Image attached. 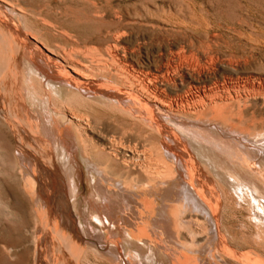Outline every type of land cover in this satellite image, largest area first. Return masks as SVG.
I'll return each mask as SVG.
<instances>
[{"label":"bare ground","instance_id":"1","mask_svg":"<svg viewBox=\"0 0 264 264\" xmlns=\"http://www.w3.org/2000/svg\"><path fill=\"white\" fill-rule=\"evenodd\" d=\"M161 2H164V1H161ZM179 2L177 3L178 5H180L179 7H181V4H179ZM141 3L143 2L141 1ZM148 4H150V2H148ZM142 5H144V3ZM152 5H154V3ZM178 5H176L177 8H178ZM133 6L135 7V5ZM151 6H150V9H151ZM185 6L187 7V5ZM145 7L146 6H144V9H146ZM163 7H165V5H163ZM157 8H160V7H157ZM161 8H160L161 11H158L157 16H159V12L161 13L163 11L162 10L163 8L162 9ZM107 10L108 9H106V12L109 11ZM123 10H120V12ZM147 10H149V8ZM153 10L154 9H152V11ZM173 10L175 11V8L171 10L172 13H173ZM178 10H181V9H178ZM181 11L183 12L184 10H181ZM188 11H189V8L188 10L184 11L186 13H183V15L184 14L188 15L187 13ZM202 11L204 13H208L206 12L207 10L204 11L203 9ZM16 12L18 11L16 10ZM150 12L151 10L148 11V13ZM12 13H14L13 10H12ZM136 13H134L135 16H136ZM96 14H99V16L102 15L97 12ZM105 14L107 15L108 13H105ZM116 14L119 15L120 18L123 17L122 15H125V13L121 14L122 16L121 17L119 14V10L116 12ZM116 14L114 13V15ZM150 14H153V12H151ZM178 15H177V19H178ZM183 15L181 14V17ZM112 16L108 18H112ZM148 16H147V19L149 18ZM169 16L167 15V18ZM129 17L130 16H128V18ZM159 17L161 18V16ZM196 17L193 16L195 20H197ZM139 18L141 17H138V19ZM150 18L148 20H150ZM171 18L169 20H172ZM133 19L131 20L133 21ZM147 19H144V22L145 20L148 21ZM2 20L3 22L0 23V97H1L0 99V140L4 142H9L11 138L10 136L14 138L18 146L17 151H16L18 155L17 157L21 160V162H25L33 158L32 154L29 153L26 148V142L29 141V139L37 145L41 144L46 147L45 148L46 152L44 151L46 154H44L43 156L47 158V161L49 160L53 164V168L48 173V176L51 180V183L49 184L50 186L48 185L49 187H47L46 185L45 187L43 185L44 187L43 192H46L47 194H49L48 199H50L51 204L56 211L55 214H57L58 218L63 222V227L62 228L58 227V229H61L60 231L59 230L57 231V226H56V232L58 234H61L63 238L65 237L67 248H68V250L66 251H69V253L72 251L75 252L77 249L82 248L83 244L89 240L90 242L94 243L93 247L95 246L96 250L93 249V251L95 250L99 256L103 257V259L105 258V256H107L108 258V255L106 253H103L104 250L107 249V246L99 240L98 242L91 240L92 238L98 239L100 236V232H96L93 229V228H96V226L94 225V223H96L101 226L100 228L101 230H103V228H108L107 230H109L110 232L114 234L129 235L133 240H138V241L143 242L142 244L146 245L149 250L148 251L149 257L145 259L146 261L141 262L143 264L144 262L147 263L148 261L156 262V260H158V258L160 259L161 258L160 256L163 254L166 260H169L171 264H194V262L192 261V259H194L193 256H192L193 258H191V256H187V253H185V255H183L182 257H179L177 255L178 254L177 251H179L178 247L180 246H176L173 248V247H169L171 244L168 246L164 245V243L160 244L162 241L159 240L160 243L157 242L155 240L157 238L153 239L154 236H151V235L153 234L156 236L158 235L166 236V233H165L166 231H163L160 229V222H162L160 220H164L165 222H167V224L170 225V227H172L170 231L174 228V229H178L177 231L181 229V232H182V230L184 229L183 227L189 226L188 224H197V228L195 225L196 230L194 229L195 231H191L192 232L191 234L187 233L188 231L185 232L187 233V235L190 234L189 236L191 237L193 236L192 234L194 233H196L195 235H198V234L200 235L201 230L200 228H198V225L200 226L201 223L205 222L204 223V226H205V224L207 225L206 222L208 221L210 225L214 227V231L212 229V233L215 235V237L221 238L220 229L224 231V229L227 227L221 228L223 225L221 226L222 215H220V210L223 209L222 207H225L226 205L228 206L229 204L228 202H231L238 209L242 208L245 211V213L247 214V221H248L247 225L243 224V222H240V223H242L241 224L242 228H249V229H247V231H244L245 233H238L236 236L237 239L236 240L234 239L235 243L233 244H230L231 242L229 240H231V238L228 239L227 241H224V240L222 242L220 241L221 242L220 248H222V253H220L221 256L217 254L219 253L217 251H219L220 248L218 250L217 246L215 247L217 249L216 254L220 258V263L218 264H264V131L263 130L259 131L256 128L255 123L259 119L257 120L254 119L256 122H254L253 119L252 121L249 120V122L245 121V119L247 118V117L245 118V115L248 113V108L251 107V105H256V107H259V108L261 107L257 105H261L264 108V99L261 98L264 95V93H261L263 95H261L260 97L261 99L258 100L255 97L251 99L249 95L244 94L245 92L244 93L242 92V89L257 90L258 88L255 84L251 82L252 80L249 81L248 79L247 81L242 82L241 79L237 76L239 74L237 72L236 67H239L241 64L239 66H236L237 64H235L234 61H233L234 63L231 62V59L229 61L228 58H227V62L225 60L223 61L222 60L223 56L221 58L220 55L218 54L219 52L222 53L221 52L222 50L217 53L215 50L209 47L210 46L209 44L208 46H204L202 44L203 45L202 46L201 43L197 41V43L201 46L200 48H194L195 45L193 46V43H195V41L191 45V44H188L189 42H186L187 41L186 39L188 37H185L182 39L179 37L184 34L182 31H179L177 33L174 32L175 40L171 43H168V44L166 43L167 45L165 46L164 44L163 46L159 45L158 47L156 48L153 47V49H149L147 51L142 49L140 46H137V47L133 46L132 48H129L127 47V45L126 46L124 45L125 43L121 44L120 42L121 37H123V33L126 32V29H125V31L123 30L124 32L122 33V36L119 35L118 39L114 41L113 45L109 46V44L113 43V41H111L108 44L106 40H104L109 46L108 47L106 45L108 48L107 51L105 50L103 52L105 47L99 45L100 47H102V49H99L98 47L100 52L101 50L103 53L107 52L106 53L107 58L106 56L104 57L107 60L104 59L103 61L105 62L101 64L100 60L103 59V55H104V54L101 55L102 54L101 52V54H99L101 56L98 57L99 60L96 61L97 63L95 62L96 64L95 63L92 65L90 64L91 67H89L87 65L88 63L80 64L81 62L80 63L77 62L75 60L76 58H74V60L72 59V57L70 58L67 52H66L67 55H64L65 57H60V54H59L60 52H58L59 54L58 56L57 54L54 53V51H51L48 49L49 47L48 44H47L48 45L47 48L44 46L43 48L46 49V52L50 53L51 55L55 57H60V60L54 57H51L47 55L46 53H43L42 52L43 50L42 49L40 50L39 48L40 46L37 47V44L35 45L34 43H31L32 42L31 40H30L31 42L29 41V37L27 38L28 35L26 36L24 34V36H26L25 41H21L17 36L14 37L11 34L12 32L10 33L9 31L11 27L10 24L12 23L4 22V19ZM7 20L9 21L10 19H8L7 17ZM112 20L114 19L112 18ZM199 20H201V18ZM199 20L198 22L202 23ZM202 20H204L203 16H202ZM136 21L138 20L136 19ZM165 21L166 23H168L166 18L163 22ZM186 21L187 20H185V22ZM100 22L101 24H103L102 21ZM192 22L191 24H193ZM124 23H126V21ZM127 23L129 25V22ZM205 23L203 25H205ZM46 25L47 23L44 25L45 27L43 25L42 27L46 29V27L48 26ZM111 25L113 26L114 24H111ZM133 25H135V23ZM136 25H138V22ZM157 25L158 23L155 26ZM214 25L216 26L217 24H214ZM112 26H108V27H112ZM142 26H141V29H142ZM115 27L112 29L115 30L116 29ZM152 27L150 28L151 30H152ZM216 27L217 29L219 28L218 26ZM123 28H125V26ZM154 28L156 29V27ZM199 28L200 27H198V29ZM26 29L28 28H25V30ZM29 29L32 30V28H29ZM40 29L43 30L42 28ZM18 30L20 31V29ZM120 30H122V27ZM172 30H174V28ZM40 31L39 33H41ZM29 32L31 33V31ZM29 32L28 34H30ZM35 32L38 33L37 28ZM111 33L109 34L110 36H111ZM127 33L124 35L125 36L128 35ZM211 33L212 32H210L209 34ZM115 34L117 35V32ZM156 34H158V32ZM109 35L107 37H109ZM205 35L202 34V36L206 38L208 36V33L206 36ZM21 36H22V33H21ZM24 36H22L21 39ZM164 36H167V35H164ZM34 37L35 36L33 35L32 39H35L36 42H38V40L36 39L37 36L35 38ZM98 38L100 39V37ZM110 38L112 39V37H109V39ZM104 39H107V38L105 37ZM140 39H141V36L139 40ZM207 40L208 39L206 38L205 41ZM199 41H200V38H199ZM144 44L145 42L143 43V45ZM88 45L90 46V44ZM147 45L148 44H146V46ZM84 46L89 47L87 45H84ZM153 46H156V45L154 44ZM59 47L61 48L62 46L60 45ZM65 48L67 49V46ZM90 48L97 49V47H90ZM90 48L88 50H90ZM95 49L92 51V53L99 52L97 50L95 51ZM60 51L62 50L60 49ZM72 51L74 50L72 49ZM79 53L81 52L79 51ZM87 54L89 55V53ZM96 55L99 56L97 53L95 54V56ZM91 56L93 57V54ZM73 57H76V56H73ZM98 58L95 57L94 59L93 58L92 59L97 60ZM89 59H91L90 56H89ZM224 59H226V57ZM232 60H236V59L233 58ZM236 62L238 63V60ZM109 67L113 68L112 71L115 73V75H112V77L114 76L117 77L116 81H114L115 77L113 78V81L109 79L111 78V76H109L110 74H107L108 77L106 74L105 75L103 74L102 72L103 69H105L104 71L106 70L108 71ZM220 68H223L222 71L227 75L223 79L216 76V73L218 72L217 70H219ZM99 71H101V73L98 74ZM100 74H102L103 78L100 76ZM105 76L108 79L107 78L104 79ZM243 78L244 77H242V79ZM211 83H212V86L210 85ZM259 85H262V83H260ZM61 94H64L67 97V100L69 103L68 106H72V104H77V103H81L80 105L86 106V105H83V103L98 102L104 105L103 107H107L113 111L110 113L115 112V113H118L119 115L120 114L126 115L129 118H131L133 121H135V123L137 122L139 125H141L147 131L146 133L147 135L142 136L143 134H145V131L142 130L143 133L142 134H140L141 132L139 133L141 136L139 134L136 135L134 133L135 134V137H134V134L131 135L130 133L131 130L129 132V130H126V128L124 129V126H126L124 124H123L124 126H122L123 129H120L118 132L111 130V129L110 130L105 129L101 131L99 127H95L92 125V123L90 122L91 120L89 121V119L87 118L88 115L87 117L85 116L83 117V116H80L81 114H79V112L78 114H75L77 113L75 112L76 110L74 111L75 113L72 112L73 108L70 109L71 107L70 108H67L66 106L65 107L62 106V108L59 107V105H57V102H62V101H60L59 98L58 99L56 98ZM22 99H24V101L25 99L29 100L31 102L30 105L32 104L33 106H35V108L37 107V110L38 108H40L43 112V116L45 117H43L42 119V118H39L38 116L33 115V113H31L29 110H26L27 108L24 109L23 108L24 106L22 107L24 109L22 112L14 111L12 108H14L19 103L18 101ZM22 104L20 106H22ZM58 104H61V103H58ZM102 105L100 106L102 107ZM8 106L10 108L14 106L11 108L13 111L10 110ZM89 107L90 106L88 105V108ZM31 109L33 110V107ZM74 109H77V108L74 107ZM255 109L256 108L254 106V110ZM256 110H258V108ZM260 110H259V113H260ZM88 113L90 115H93L90 112ZM94 113H97V112H94ZM104 113L105 111L102 112L101 115L103 114L102 116H104ZM110 113L108 114L109 116H110ZM254 114H253V117L255 118ZM94 115L96 116V114ZM105 115L107 117V113ZM122 117H125V116H122ZM116 118L118 119V116H116ZM93 121L95 122V120ZM24 123L29 129L30 135L27 134V131L25 130V127L23 126ZM99 123H100V120H99ZM99 123L97 122L98 126H99ZM114 126L112 127L114 128ZM97 128H99V130ZM258 128L260 129L261 127H258ZM41 130H43L45 137L41 136ZM151 136H152V139L154 138L153 136H156L155 139L157 138L158 140L157 141H153L154 139L151 140L150 139ZM81 148L84 151L83 157L87 158V160L92 161V159L89 157L92 155V152L94 151L98 153L99 155H103L106 158L107 165L105 166V170L101 168L103 169L102 173L108 170V173L110 175L115 176V173L112 167L113 165H116V167L119 168V173L117 174L118 177H120L121 179L129 178L132 182L134 181L136 182V185H134L135 183H131L133 184L131 185L129 184V182L128 183L125 182L124 184H121L123 181L122 180L120 181L121 183L119 182L121 185L119 183H118L119 185H113V184L106 185V183L103 182L104 181L103 174L99 172L97 168V165H99L100 162H97V160L95 159L96 161L94 162L98 163V164L96 163L97 164L95 165L96 167H93V168L91 167L90 169H88L89 171L88 176L93 184L94 191L91 197L89 198L91 199V201H87L89 199L86 200L88 202V205H90L89 202H91V205L89 206L90 212L87 216L85 215L86 217L82 215V211L85 210V208L82 205L76 204V205L71 206V204H69L70 198L72 197L77 198L79 196L80 190H79L78 180L81 179L82 177L81 176L82 167L79 161ZM40 151H42V149ZM101 157H99V159H101ZM104 157L102 158L105 159ZM47 161H45L44 164L47 163ZM106 161H103V162L106 163ZM91 164L92 163L88 165L90 166ZM92 165L94 166V164ZM78 166H80V172L78 171ZM23 168H25V166ZM22 174L24 175L25 173H22ZM110 177L109 179H111ZM118 177L116 178V180H119ZM213 177L219 178L218 180L221 179L223 183L222 182L219 183L218 181L216 182ZM24 178H25V175H24ZM140 180H142V182ZM26 182L30 186L29 190H33V189L35 190L34 180L32 182V180H30L29 178L27 179ZM47 190L52 191L53 193V194L51 193L52 196L50 195V193H48ZM138 190L139 191L142 190L141 193L143 195L146 193H150V192H152L153 194L155 193L156 196L158 193L170 194L171 197L172 196L176 197V200L172 199L173 201H175V203L172 201L174 204L173 203L168 204V202L166 201L167 203H165L162 206L163 208L162 210L164 213L161 212V215H160L159 213H156L157 208L156 206H153V204L155 205V203L153 204L151 203L152 200L151 201L146 200L144 199L145 197L141 199L143 195L141 198L139 195H137V198L130 196L131 194H129V192H135V191L137 192ZM33 192L35 193L36 191H33ZM147 195L146 197H148ZM167 199L169 198L167 197ZM161 200L159 199V201ZM30 201H32L31 198H30ZM162 202L164 203V201ZM33 206H34V203H33ZM84 206H86V204ZM72 207L75 208L76 210L75 214L77 215V218H75L74 213L71 212ZM34 209L36 208L33 207V210ZM225 209H228V208H225ZM233 209L238 210V209H235V207H233ZM159 210H160V207H159ZM39 212L40 211L38 210L39 215L43 214L41 213L42 210L40 213ZM21 213L23 214V212ZM196 213L202 214L203 217L201 216L200 217L206 221L202 220L203 222H201V219ZM225 213H226V210L224 214ZM30 214L32 213H29V216L31 217ZM38 214L36 216H38ZM158 214L160 216H158ZM240 214L238 213V215ZM231 215H233V213ZM235 215L236 214H234V216ZM42 216L43 215H41V217ZM234 216L232 217L235 218ZM47 217H49V215ZM223 217H224L223 219H225L226 216H223ZM242 218H244V216ZM226 219L229 220V218H226ZM23 220L25 219L23 218ZM43 220L44 219L40 218V221H43ZM62 222H60V225ZM225 223L224 225L226 226V224L228 225L229 222L226 224ZM207 226L204 227L205 228L204 230L205 232H207L206 235L208 236ZM131 227H135L136 229L133 231L131 230ZM151 227L153 229L152 231H151ZM189 229H190V226H189ZM229 230L230 228L228 229V232ZM228 232H225L227 233L226 235H229ZM41 233L42 232H40V234ZM3 234H0V256L1 258L3 257L4 259L2 261H5L6 260L5 258H8V260L10 261L9 259L10 257H13V258L15 257L19 261V264H27V261L29 260L28 259L29 254L31 253L32 255L33 253L31 252V249L26 247V245L24 244L25 240H23L24 242H22L20 238L18 237L16 238L14 235H11L10 233L7 235L6 234L3 235ZM181 234H182L181 235L182 237H180L179 235L178 236L179 238L183 239L185 236L183 235V233ZM36 237L37 236H35V242L33 241L34 242L33 251L34 250L39 251L37 250V247L39 249V247H41V244H43V243H40L39 245L38 241H36L37 239ZM40 237L41 236L39 235V238ZM191 237L190 239H192ZM198 237H195V240ZM59 238L61 239L62 237H60L59 235ZM199 238L201 240V235ZM163 239H164V236H163ZM178 240L181 241L180 239ZM193 240L191 243L192 249L195 247V242L198 244V242L200 241L197 239L198 242L197 241L193 242ZM206 240L205 242L210 241V240H207V241ZM176 241H177V236H176ZM228 241L230 243H228ZM41 242H43V240ZM58 242L60 243V240ZM203 242L204 241H202V243ZM55 243L56 242H54V244ZM132 243H135V242H132ZM132 243H131V246H132ZM210 243H212V241ZM197 244L196 246H198ZM89 246L90 245H88L87 248L91 250V248L93 247H89ZM181 246L183 247L184 245L181 243ZM188 247H189V251L192 250L190 246ZM198 249L199 251L201 250V248H198ZM198 249L195 250L196 251L195 254L198 253L197 251ZM17 250L19 252H17ZM185 250L187 249H184V251ZM81 251H84V250H81ZM87 251L89 252V250ZM211 251L208 253H211ZM213 251L215 253V250ZM37 253L38 252H36V254ZM201 254L203 255L204 253H201ZM74 255H76V252L74 253ZM63 256H64L63 257L64 262L62 261L63 262L62 264H71L69 259L66 258L67 255L65 256L63 254ZM77 256H78V251H77ZM84 257L81 258L83 259V261H85L86 259V257L85 259ZM87 257H88V254H87ZM53 258L51 257L50 259L53 260ZM115 258H116V264H123V261L121 260V255H117ZM109 260L111 261V259ZM197 260H198V263L201 262L199 261L200 259H198V257H197ZM105 261L109 262L107 260ZM126 261L124 262V264H133L132 260H126ZM39 262L40 261L37 260V264H41ZM48 262L46 261V263ZM51 262L53 263V261ZM9 263L11 264L12 262H9ZM9 263L7 261V264ZM72 264H73V261H72Z\"/></svg>","mask_w":264,"mask_h":264},{"label":"rangeland","instance_id":"2","mask_svg":"<svg viewBox=\"0 0 264 264\" xmlns=\"http://www.w3.org/2000/svg\"><path fill=\"white\" fill-rule=\"evenodd\" d=\"M141 1L144 3V5H142L143 3H141ZM146 1H147V3H146ZM161 1H164V2H161ZM181 3H180V2ZM184 1V2H183ZM0 0V18H1V20L2 19H4V22H8V23H12V24H10V26L12 27H10V33L15 37V36H17L21 41H25L26 40V36H27V38L29 37V41L31 42V43H34L35 45L37 44V47H39L40 48V50L42 49L43 51V53H46L47 55H49V56H51V57H54V58H56V59H59L60 60V57H65L64 55H67L68 54V56L71 58L72 57V59L74 60V58H76L75 60L77 61V62H81L80 64H87L89 67H91V65L92 64H94L96 61H98L99 60V58L98 57H100L101 55H103V59L102 60H100L101 61V64H103L105 61H103L104 59L105 60H107L106 58H107V52L106 53H103L105 50L107 51V46H108V44L111 42V41H113V43H110L109 44V46L110 45H113L114 44V41L116 40V39H118V37H119V35L120 36H122V33L125 31V29H126V32L125 33H123V37H121V40H120V42H121V44H124L125 46L127 45V47H129V48H132L133 46H135V47H137V46H140L142 49H144L145 51H147V50H149V49H153V47L154 48H156V47H158L159 45H161V46H163V44H164V46L165 45H167L168 43H171V42H173L174 40H175V37H174V34L175 33H177V32H179V31H182L184 34L182 35V36H179L181 39L182 38H185V37H188V38H190V39H186L187 41L186 42H189L188 44H191L192 45V43L195 41V43H193V46H194V48H200V46L203 44L204 46H208V44L210 45L209 47H211L213 50H215L217 53L219 52V51H221L222 53H218L219 55H220V57L222 58V56H223V61L225 60L226 62H227V58L229 59V61H230V59H231V62H235V64H237L236 66H239L240 64V66L239 67H236V69H237V72H238V74L239 75H237L240 79H241V81L242 82H244V81H247L248 79H249V81L250 80H252L251 82L253 83V84H255L256 86H257V90H249V89H242V92L244 93V94H247V95H249L250 97H251V99L252 98H257L258 100L259 99H261V98H263L264 99V95L263 94H261V93H264L263 91H264V0H195V2H194V0L193 1H191V0H189V1H191L192 2V4H191V2H189L188 0L186 1V0ZM202 1H203V3H202ZM207 1V2H206ZM95 2V3H94ZM148 2H150V4H148ZM175 2V3H174ZM177 2H179V4H181V7H179L180 5H178V3ZM200 2V3H199ZM8 3V4H7ZM102 3V4H101ZM138 3V4H137ZM141 3V4H140ZM154 3V5H152ZM157 3V4H156ZM165 3V4H164ZM177 3V4H176ZM186 3V4H185ZM195 3V4H194ZM104 4V5H103ZM105 4H107V5H105ZM116 4V5H115ZM156 4V5H155ZM161 5V6H159V5ZM188 4H190V5H192V6H190V5H188ZM198 4V5H197ZM117 5H118V7H117ZM133 5H135V7L133 6ZM139 5H140V7H139ZM143 7H142V6ZM152 5V6H151ZM163 5H165V7H163ZM170 5V6H169ZM176 5H178V8H177V6ZM182 5H184V6H182ZM185 5H187V7L185 6ZM194 5V6H193ZM196 5V6H195ZM1 6H3V7H1ZM12 6H14V7H12ZM92 6V7H91ZM120 6V7H119ZM144 6H146L145 8L146 9H144ZM150 6H151V9H150ZM156 6V7H155ZM174 6V7H173ZM8 7V8H7ZM107 7V8H106ZM108 7H110V8H108ZM157 7H162L161 9L163 10L161 13L159 12V16H161V18L159 17V16H157L158 14V11H161L160 10V8H157ZM168 7V8H167ZM172 7V8H171ZM194 7V8H193ZM9 8H11V9H9ZM114 8V9H113ZM116 8V9H115ZM130 10H129V9ZM136 8H137V10H136ZM141 8V9H140ZM149 8V10H151V12H153V14H155V15H153V14H150V13H148V11L149 10H147ZM164 8H166V9H164ZM175 8V11L173 10V13H172V9H174ZM177 8V9H176ZM187 8V9H186ZM188 8H189V11L187 12L188 13V15L187 14H184L183 15V13H186V12H184L185 10H188ZM192 8V9H191ZM201 8V9H200ZM7 9H9V10H7ZM14 9H15V11H14ZM101 9V10H100ZM106 9H108L107 11L108 12H106ZM124 9V10H123ZM152 9H154L153 11H152ZM169 9V10H168ZM178 9H181V10H184L183 12L181 11V10H178ZM191 9V10H190ZM204 9V11H206V12H208V13H204L202 10ZM211 9V10H210ZM12 10H13V12L14 13H12ZM16 10L18 11V12H16ZM95 12H94V11ZM103 10V11H102ZM111 10V11H110ZM116 10V11H115ZM119 10V14H120V16H121V14H124L125 13V15H122L121 17L122 18H120L119 17V15H117L116 14V12ZM120 10H123V11H121L120 12ZM135 10H136V12H138V13H136L135 12ZM145 10V11H144ZM147 10V11H146ZM156 10H157V12H156ZM165 10V11H164ZM166 10H168V11H166ZM129 11V12H128ZM131 11V12H130ZM155 11V12H154ZM191 11V12H190ZM193 11V12H192ZM196 11V12H195ZM197 11H199V12H197ZM3 12V13H2ZM5 12V13H4ZM92 12V13H91ZM95 13V15H94V13ZM96 12L97 13H100V14H104L103 15V17H102V15H100L101 16V18H100V16H99V14H96ZM110 12V13H109ZM112 12H114L116 15H114V13H112ZM123 12V13H122ZM168 14H167V13ZM179 12V13H178ZM191 14H190V13ZM105 13H108L107 15L105 14ZM112 13V14H111ZM130 15H129V14ZM134 13H136V16H135V14ZM142 13V14H141ZM165 13V14H164ZM175 13V14H174ZM180 14V15H178V14ZM196 13V14H195ZM90 14H92V15H90ZM132 14V15H131ZM140 16H139V15ZM145 14H146V16H145ZM150 14V15H149ZM164 14V15H163ZM174 16H173V15ZM181 14L183 15L182 17H181ZM200 14V15H199ZM205 14V15H204ZM22 15V16H21ZM25 15V16H24ZM98 15V16H97ZM114 17H113V16ZM130 16L129 18H128V16ZM149 15V16H148ZM166 15V16H165ZM167 15L169 16L168 18H167ZM177 15H178V19H177ZM8 17V19H10L9 21L7 20V17ZM95 16V17H94ZM112 16V18L114 19V20H112V18H108V17H111ZM117 16H118V18H117ZM124 16H125V18H124ZM134 17V19H133V17ZM147 16L150 18V20H148L147 19ZM175 16H176V18H175ZM185 16H186V18H185ZM188 16V17H187ZM193 16H198V17H196V19L197 20H195V18H193ZM202 16H203V19L204 20H202ZM22 19H21V18ZM97 17V18H96ZM99 17V18H98ZM117 18V20L119 21H117L116 20V18ZM138 17H141V18H139L138 19ZM146 17V18H145ZM162 17H163V19H162ZM174 17V18H173ZM193 18V20H192V18ZM6 18V19H5ZM14 18V19H13ZM94 18V19H93ZM138 20V21H136V19ZM147 19L148 21H146L145 20V22H144V19ZM165 18H166V20H167V22L168 23H166V21L165 22H163L164 20H165ZM172 19V20H169V19ZM184 18H185V20H187L186 22H185V20H184ZM201 18V20H199V19ZM126 21V23H124L125 21ZM131 19H133V21L131 20ZM160 19V20H159ZM174 19V20H173ZM184 21H183V20ZM0 20V23H2L3 22V20L1 21ZM23 20V21H22ZM27 20V21H26ZM44 20V21H43ZM95 20H97V21H95ZM102 21V23L103 24H101V22L100 21ZM105 20H106V22H105ZM112 20V21H111ZM143 20V21H142ZM182 20V21H181ZM198 20L199 21H201L202 23H200V22H198ZM209 20V21H208ZM210 20H211V22H210ZM13 21V22H12ZM25 21V22H24ZM43 21V22H42ZM124 21V22H123ZM136 21V22H135ZM156 21H157V23H158V25L157 26H155L157 23H156ZM161 23H160V22ZM169 21H171V22H169ZM192 21H194V22H192ZM197 21V22H196ZM206 23H205V22ZM208 21V22H207ZM213 21V22H212ZM44 22H46L47 23V27H46V29H44L43 27H42V25L44 26L46 23H44ZM109 22V23H108ZM127 22H129V25H128V23ZM137 22H138V25H136L137 24ZM143 22V23H142ZM152 22V23H151ZM191 22L193 23V24H191ZM26 23V24H25ZM44 23V24H43ZM49 23H50V25H49ZM105 23V24H104ZM120 23V24H119ZM135 23V25H133V24ZM146 23H148V24H146ZM154 23V24H153ZM156 23V24H155ZM188 23V24H187ZM205 23V25H203ZM210 25H209V24ZM217 24L216 26H218L219 28L217 29V27L214 25V24ZM108 24V25H107ZM111 24H114L113 26L111 25ZM116 24V25H115ZM124 24V25H123ZM128 26H127V25ZM144 24H145V26H144ZM152 24V25H151ZM196 24V25H195ZM199 24H200V26H199ZM26 25V26H25ZM103 25V26H102ZM105 25H107V26H105ZM122 25V26H121ZM142 26V29H141V26ZM151 25V26H150ZM167 25H169V26H167ZM173 25V26H172ZM176 25H177V27H176ZM195 25V26H194ZM203 25V26H202ZM207 25V26H206ZM14 26V27H13ZM17 26V27H16ZM32 26V27H31ZM108 26H112V27H108ZM116 26V27H115ZM125 26V28H123ZM152 26H154V27H156V29L158 30H156L154 27H152ZM159 26V27H158ZM190 28H188V27ZM194 26V27H193ZM200 27L201 28V30H200V28L198 29V27ZM203 28H202V27ZM208 26H209V28H210V30H209V28H208ZM211 26H213V27H211ZM38 27H39V29H38ZM45 27V26H44ZM116 28L115 30L114 29H112V28ZM121 27H122V30H120L121 29ZM127 27V28H126ZM132 27V28H131ZM134 27V28H133ZM137 27V28H136ZM140 27V28H139ZM152 27V30L150 29ZM159 29H158V28ZM162 29H161V28ZM169 27V28H168ZM177 29H176V28ZM206 27V28H205ZM25 28H32V30H28V29H26L27 30V32H26V30H25ZM36 28H37V31H38V33L37 32H35L36 31ZM40 28H42L43 30H41ZM49 28V29H48ZM107 28V29H106ZM111 30H110V29ZM128 28H130V29H128ZM137 30H136V29ZM149 28V29H148ZM174 28V30H172ZM186 28H188V29H186ZM196 28V29H195ZM204 28H205V30H204ZM11 29H12V31H11ZM14 29V30H13ZM18 29H20V31L18 30ZM34 29H35V31H34ZM51 29V30H50ZM105 29H106V31H105ZM109 29V30H108ZM145 29V30H144ZM161 29V30H160ZM164 29H165V31H166V29H167V31L165 32L164 31ZM206 29H207V31H206ZM214 29V30H213ZM41 30V31H40ZM46 30V31H45ZM50 30V31H49ZM115 32H114V31ZM120 30V31H119ZM124 30V31H123ZM129 30V31H128ZM135 30H136V32H135ZM170 30H172L173 31V33H172V31H170ZM192 30H193V32H192ZM205 31V32H203V31ZM29 31H31V33H33V34H31ZM39 31L42 33H39ZM110 31V32H109ZM119 31V32H118ZM127 31H128V33H127ZM142 31H144V32H142ZM146 31H148V32H146ZM150 31H151V33H150ZM195 31V32H194ZM18 32H20V33H18ZM28 32L30 33V34H28ZM45 32V33H44ZM103 34H102V33ZM109 32V33H108ZM112 32V33H111ZM117 32V35L115 34ZM121 32V33H120ZM130 32H132V33H130ZM146 32V33H145ZM158 32V34H156V33ZM175 32V33H174ZM181 32V33H182ZM186 32H187V34H186ZM191 32H192V34H191ZM201 32V33H200ZM210 32H212L211 34H209ZM220 32V33H219ZM15 33V34H14ZM21 33H22V36H24V34L26 35V36H24L22 39H21ZM111 33V36L109 35ZM128 34V35H124V34ZM153 33H155V34H153ZM172 33V34H171ZM197 33V34H196ZM207 33H208V36L206 37L208 40L207 41H205L206 40V38L204 37V36H202V34L203 35H207ZM217 33V34H216ZM19 34H20V36H19ZM100 36H99V35ZM105 34V35H104ZM113 34V35H112ZM130 34V35H129ZM136 36H135V35ZM145 35V37H144V35ZM161 36H160V35ZM167 35V36H164V35ZM191 34V35H190ZM222 34V35H221ZM33 35L36 37V39L38 40V42H36V40L35 39H32V37H33ZM63 35H65V36H63ZM98 35V36H97ZM103 35V36H102ZM109 35V37H112V39L110 38L109 39V37H107ZM116 35V36H115ZM132 35V36H131ZM138 35V36H137ZM153 35V36H152ZM173 35V36H172ZM188 35V36H187ZM193 35V36H192ZM197 35H199V36H197V38H196V36ZM205 35V36H206ZM247 35V36H246ZM93 36H95V37H93ZM114 36H115V38H114ZM140 36H141V39H143V40H139V38H140ZM190 36V37H189ZM195 36V37H194ZM201 36V37H200ZM211 36V37H210ZM223 36V37H222ZM31 37V38H30ZM34 37V38H35ZM39 37V38H38ZM44 37V38H43ZM91 37H93V38H91ZM98 37H100V39L102 40H100ZM102 37V38H101ZM107 38V39H104V38ZM117 37V38H116ZM138 37V38H137ZM144 37V38H143ZM152 37V38H151ZM157 37V38H156ZM200 38V41H199V38ZM42 40H41V39ZM73 38V39H72ZM89 38V39H88ZM168 38V39H167ZM204 38V39H203ZM213 38V39H212ZM92 39V40H91ZM95 39H97V40H95ZM101 41H99V40ZM137 39H138V41H137ZM41 40V41H40ZM77 40V41H76ZM104 40H106V42L108 43H106ZM123 40V41H122ZM125 40V41H124ZM150 40V41H149ZM169 40V41H168ZM172 40V41H171ZM193 40V41H192ZM204 42H203V41ZM50 41V42H49ZM141 41V42H140ZM149 41V42H148ZM197 41L198 42H200L201 43V45H199L198 43H197ZM87 42V43H86ZM90 42V43H89ZM91 42H92V44H91ZM94 42V43H93ZM96 42V43H95ZM138 42V43H137ZM145 42V44L143 45V43ZM42 43H44V44H42ZM85 43V44H84ZM98 43V44H97ZM100 43V44H99ZM137 43V44H136ZM167 43V44H166ZM219 43V44H218ZM39 44V45H38ZM42 44V45H41ZM49 45V47L50 48H52V49H50L49 47H48V45ZM88 44H90V46L88 45ZM132 44V45H131ZM136 44V45H135ZM146 44H148L147 46H146ZM151 44V45H150ZM155 44L156 46H153V45ZM62 46L61 48L59 47V46ZM73 45V46H72ZM84 45H87V46H89V47H85ZM92 45H94V46H92ZM96 45H98V46H96ZM103 46V47H105L104 48V50H103V52H102V50H101V52H102V54H101V52H100V50L99 49H102V47H100V46ZM107 45V46H106ZM150 45V46H149ZM202 45V46H203ZM43 46L44 47H48V49L49 50H51V51H54V53L55 54H57L58 56H59V54H60V57H55V56H53V55H51L50 53H48V52H46V49H44L43 48ZM53 46V47H52ZM56 46V47H55ZM67 46V49L65 48ZM80 46V47H79ZM83 48H82V47ZM108 46V47H109ZM144 46H146V47H144ZM55 47V48H54ZM73 47V48H72ZM85 47V48H84ZM90 47H97V49H95V48H90ZM98 47H99V49H98ZM149 47H151V48H149ZM58 50H57V49ZM90 48V50H88ZM221 48V49H220ZM60 49L62 50V51H60ZM71 49V50H70ZM72 49L74 50V51H72ZM77 49H79V50H77ZM86 49V50H85ZM92 49V50H91ZM95 49V51L97 50V51H99V52H96L98 55L99 54H101V55H99V56H95V54L94 53H92V51ZM217 49H219V50H217ZM63 50H65V51H63ZM88 50V51H87ZM79 51L81 52V53H79ZM85 53H84V52ZM90 51V52H89ZM58 52H60L59 54H58ZM62 52V53H61ZM64 52V53H63ZM66 52H67V54H66ZM76 55H75V54ZM87 53H89V55L87 54ZM90 53H92L93 54V57L91 56L92 54H90ZM74 54V55H73ZM62 55V56H61ZM81 55V56H80ZM231 55V56H230ZM73 56H76V57H73ZM78 56V57H77ZM89 56L91 57V59H89ZM106 56V58H104ZM98 58L97 60L95 59V60H93L94 58ZM226 57V59H224ZM234 59H236V60H232L233 58ZM80 60H79V59ZM84 59V61H83V59ZM93 58V59H92ZM102 58V57H101ZM82 59V60H81ZM90 60V62H89V60ZM94 62H93V61ZM238 60V63L236 62ZM249 60V61H248ZM228 61V62H229ZM93 62V63H92ZM233 62V63H234ZM97 63V62H96ZM95 63V64H96ZM91 64V65H90ZM86 65V66H87ZM245 66V67H244ZM108 68V67H107ZM106 68V69H107ZM111 67H109V69H110ZM108 69V71H109V73H108V71L106 70V71H104L105 69H103V74L105 75H107V74H110L109 76H111V78H109L111 81H113V78L115 77H112V75H115V73L112 71L113 70V68H111L110 70ZM222 69L223 68H220L219 70H217L218 72L216 73V76L217 77H219V78H221V79H223V78H225V76H227L223 71H222ZM112 71V72H111ZM111 72V73H110ZM99 73H101V71H99L98 72V74ZM96 74H97V72H96ZM100 76L102 77V74H100ZM249 76V77H248ZM251 76V77H250ZM107 77H108V75H107ZM106 76L104 77V79L105 78H107ZM242 77H244L243 79H242ZM261 77V78H260ZM103 78V77H102ZM247 78V79H246ZM108 79V78H107ZM115 80L114 81H116L117 80V77H115L114 78ZM258 81H257V80ZM260 80V81H259ZM262 83V85H259L260 83ZM259 85V87H258V85ZM211 86H212V83L210 84ZM249 91V92H248ZM259 91V92H258ZM253 92V93H252ZM255 92H257V93H255ZM255 94V95H254ZM257 94V95H256ZM260 94V95H259ZM252 95V96H251ZM261 95H263L262 97H261ZM62 96V97H61ZM259 96V97H258ZM261 97V98H260ZM59 98V100L60 101H62V102H57V105H59V107H61L62 108V106H66L67 108H70V109H74V107L75 108H77V109H72V112H74L75 110V112H77V113H75V114H78V112H79V114H81L80 116H85V117H87V115H88V119H89V121L92 123V125L93 126H95V127H99L100 128V130L101 131H103V130H105V129H111V130H114V131H116V132H118L120 129H123V127L122 126H124V125H126V126H124V129L126 128V130H129V132H130V130H131V135H133L134 133L136 134V135H138L140 132V134H142L143 133V131L142 130H144L145 131V134H143L142 136H146L147 134V131L141 126V125H139L137 122L135 123V121H133L131 118H129L128 116H126V115H119L118 113H110V112H113L112 110H110L109 108H107V107H103L104 105H102V104H100V103H98V102H85V103H83V105H86V106H82V105H80L81 103H77V104H72V106H68L69 105V103H68V100H67V97L64 95V94H61V95H59L56 99H58ZM0 99H1V97H0ZM55 99V100H56ZM65 99V100H64ZM23 100V101H22ZM22 100H19L18 102L20 103V105L22 104V106H20L19 105V103L14 107V106H12V107H14V108H12L14 111H20V112H22L24 109H26V110H29L31 113H33V115H35V116H38L39 118H42L43 119V117H45V116H43V112H42V110L40 109V108H38V110H37V107L35 108V106H33L32 104L30 105V101L29 100H27V99H25V101H24V99H22ZM58 100V101H59ZM57 101V100H56ZM58 103H61V104H58ZM64 103V104H63ZM26 104V105H25ZM65 104H67V105H65ZM90 106L89 108H88V105ZM102 105V107L100 106V105ZM24 106V107H23ZM30 106H32L33 107V110L31 109L32 107H30ZM82 106V107H81ZM253 106V107H252ZM254 106H255V108L257 109L258 108V110H254ZM257 106H260L261 108H259V107H256V105H251V107H249L248 108V113L245 115V118L247 117L248 118V120H247V118L245 119V121H247V122H249V120L250 121H252V119H253V121L254 122H256L255 120H257V119H259L257 122H259V123H255L256 124V128L259 130V131H261V130H263L264 131V121H262V120H264V108L261 106V105H257ZM9 107V106H8ZM24 109H23V108ZM10 108V107H9ZM10 108V110H12ZM36 110H35V109ZM80 110H79V109ZM98 108V109H97ZM263 108V109H262ZM22 109V110H21ZM97 109V110H96ZM252 109V110H251ZM260 109H262V110H260ZM12 110V111H13ZM84 110V111H83ZM89 110V111H88ZM96 110V111H95ZM259 110H260V113H259ZM38 111V112H37ZM105 111V113H104V116H102L101 115V113L102 112H104ZM250 111V112H249ZM256 111V112H255ZM41 114H40V113ZM83 112V113H82ZM85 112V113H84ZM88 112H90L91 114H96V116L94 115H90ZM94 112H97V113H94ZM99 112V113H98ZM253 112V113H252ZM257 112H258V114H257ZM39 113V114H38ZM87 113V114H86ZM107 113V117H106V114ZM110 113V116L108 115ZM255 113V114H254ZM37 114V115H36ZM84 114V115H83ZM113 114V115H112ZM252 114V115H251ZM253 114L255 115V118L253 117ZM251 115V116H250ZM263 117H262V116ZM89 116H91V117H89ZM116 116H118V119L116 118ZM122 116H125V117H122ZM256 116H257V118H256ZM259 116H261V117H259ZM120 117V118H119ZM123 119H122V118ZM107 118H109V119H111L112 120V122H111V120H109V119H107ZM251 118V119H250ZM126 119V120H125ZM129 121H128V120ZM255 119V120H254ZM93 120H95V122L97 121L98 123H99V120H100V123H101V125H100V123H99V126H98V124H97V122H96V124H95V122L93 121ZM121 120V121H120ZM132 120V121H131ZM120 121V122H119ZM128 121V122H127ZM131 123V124H130ZM103 124V125H102ZM124 124V125H123ZM115 125V126H114ZM24 127H25V130L27 131V134L28 135H30V131H29V129H28V127L26 126V124L24 123V125H23ZM102 126H103V128H102ZM112 126H114V128L112 127ZM258 127H261L260 129L258 128ZM99 128H97L98 130H99ZM137 128V129H136ZM7 131V130H6ZM133 132V133H132ZM135 134H134V137H135ZM139 134V135H140ZM41 136L42 137H45V135H44V132H43V130H41ZM141 136V135H140ZM11 138H10V141L9 142H4V141H1L0 140V149H2V150H0V202L2 203H0V234H3V235H7V234H11V235H14L16 238L18 237V238H20L21 239V241L22 242H24L23 240H25V242H24V244L26 245V247H28V248H30L31 249V252L33 253L32 255H31V253L29 254V256L31 257H29L28 256V261H27V264H37V260H39L40 262L39 263H41V264H45L46 263V261L48 262L49 260V262L48 263H46V264H62L63 262H64V256H63V254L66 256V258H68L69 259V261L71 262V264H72V261H73V264H113L114 262V264H116V256L117 255H121V260L123 261V264H124V262L126 261V260H132V263L133 264H143V263H141V262H143V261H146L145 259L147 258V257H149V253H148V248H147V246L146 245H144V244H142L143 242H141V241H138V240H133L129 235H121V234H114V233H112V232H110L109 230H107L108 228H103V230H101L100 228H101V226L99 225V224H96V223H94V225L96 226V228H93L94 229V231H96V232H100V236H99V238L98 239H91V240H93V241H95V242H98V240L99 241H101V242H103V244H105L106 246H107V249L106 250H104V252L103 253H106L107 255H108V258H107V256H105V260H107V261H109V262H106L104 259H103V257H101V256H99L98 254H97V252L95 251L96 249H95V246L93 247V245H94V243H92V242H90L89 240V242L88 241H86L85 243H87V244H83V246H82V248H80V249H77L75 252H76V255H74V253L75 252H70L69 253V251H66V250H68V248H67V244H66V240H65V237L63 238V236L61 235V234H58L57 232H56V226H57V231L59 230H61V229H58V227L59 228H62L63 227V222L58 218V215L57 214H55L56 213V211H55V209H54V207L52 206V204H51V201H50V199H48L49 197H48V195L49 194H47L46 192H43V185L46 187V185H47V187H49L50 185V183H51V180H50V178H49V176H48V173L52 170V168H53V164L49 161H47V158H45L43 155L44 154H46L45 152H46V147L45 146H43V145H37V144H35L33 141H31L30 139H29V141H27L26 142V148H27V151L29 152V153H31L32 154V157L33 158H31V159H29L28 161H25V162H21V160L17 157L18 155H17V148H18V146H17V143L15 142V140H14V138H12V136H10ZM133 137V136H132ZM133 137V138H134ZM154 138V140L152 139V136H151V140H153V141H157L158 139L156 138L155 139V137L156 136H153ZM30 138H31V136H30ZM6 143V144H5ZM28 144V145H27ZM7 147H6V146ZM36 146V147H35ZM2 147V148H1ZM42 149V151H40L41 149ZM12 148H14V149H12ZM39 148V149H38ZM44 148V149H43ZM4 150H6V151H4ZM11 150V151H10ZM13 150V151H12ZM92 150V149H91ZM10 153H9V152ZM45 151V152H44ZM93 151V150H92ZM83 149L81 148V150H80V157H79V161H80V163H81V179H79L78 180V185H79V196L77 197V198H70L69 199V204H71V206H73V205H76V204H78V205H82L84 208H85V210H83L82 211V215L84 216V217H86L88 214H89V212H90V205H91V202H89L90 203V205H88V202L87 201H91V199H89L90 197H91V195H92V193H93V191H94V189H93V184H92V182H91V180H90V178H89V176H88V174H89V171H88V169H90L91 167L93 168V167H96L95 165H97L98 163L97 162H100V163H102V164H100L99 163V165H97V168H98V171L99 172H103V169L105 170V166L107 165V161H106V158L103 156V155H99L98 153H96L95 151L94 152H92V155L89 157V158H91L92 159V161L91 160H87V158H84L83 157ZM12 153V154H11ZM95 153V154H94ZM13 155V156H12ZM95 157H94V156ZM104 157L105 159H103L102 157ZM98 159H97V158ZM99 157H101V159H99ZM88 158V159H89ZM93 158H94V160H93ZM84 159V160H83ZM97 160V162H94V161H96ZM102 160V161H101ZM16 161V162H15ZM39 161V162H38ZM43 161V162H42ZM45 161H47V163H45L44 164V162ZM103 161H106V163L105 162H103ZM11 162V163H10ZM17 163V164H16ZM23 163H25V164H23ZM37 163V164H36ZM39 163V164H38ZM90 163H92V164H94V166L92 165H88V164H90ZM97 163V164H96ZM5 164V165H4ZM50 164V165H49ZM104 164V165H103ZM8 167H7V166ZM16 166H17V168H16ZM20 166V167H19ZM25 166V168H23ZM33 166V167H32ZM36 166H37V168H36ZM43 166H45V167H43ZM100 166V167H99ZM103 166V167H102ZM23 169H22V168ZM10 168V169H9ZM12 168V169H11ZM15 170H14V169ZM41 168V169H40ZM45 168V169H44ZM101 168H103V169H101ZM113 170H114V173H115V176H112V175H110L109 173H108V170L107 171H105L104 173H102L103 174V182L104 183H106V185H119L121 182L120 181H122V183L121 184H124L125 182H129V184H131V183H135L134 185H136V182L134 181V182H132L129 178L128 179H125V178H120V177H118L117 176V174L119 173V168H117L116 167V165H113ZM116 168V169H115ZM101 169V170H100ZM43 170V171H42ZM115 170H116V172H115ZM21 171V172H20ZM32 171H34V172H32ZM47 171V172H46ZM78 171L80 172V166H78ZM14 172V173H13ZM39 172V173H38ZM46 172V173H45ZM22 173H25L24 175H25V178H24V175L22 174ZM34 173H36V174H34ZM15 176H14V175ZM30 174V175H29ZM105 174H106V176H105ZM31 176V177H30ZM37 176V177H36ZM110 176H112V177H110ZM24 179H23V178ZM109 177L111 178V179H109ZM119 178V180H116V178ZM29 179L30 178V180H32V182H33V180H34V187H35V190L33 189V190H29L30 189V186H29V184L26 182L27 181V179ZM38 180H37V179ZM108 178V179H107ZM214 179H215V181L217 182H219V183H223V181H221V179L220 180H218L219 178H216V177H213ZM213 179V180H214ZM26 180V181H25ZM36 180V181H35ZM46 180H48V181H46ZM125 180H127V181H125ZM41 181V182H40ZM43 181V182H42ZM115 181H116V183H115ZM141 182H142V180H140ZM45 182V183H44ZM113 182V183H112ZM120 182V183H119ZM119 183V184H118ZM35 184H36V186H35ZM40 184V185H39ZM120 184V185H121ZM141 184V183H140ZM2 185H3V187H2ZM15 185V186H14ZM49 185V186H48ZM131 185H133V184H131ZM143 186V185H142ZM29 187V188H28ZM33 191H36L35 193L33 192ZM40 191V192H39ZM48 191V193H50V195L52 196V191H49V190H47ZM30 192V193H29ZM31 192H33V193H31ZM83 192V193H82ZM136 192V191H135ZM135 192H129V194H131L130 196H133V197H135V198H137V195H139L140 196V198L142 197V190L141 191H137L136 193ZM52 193V194H51ZM82 193V194H81ZM133 193H134V195H133ZM144 193V192H143ZM33 194V195H32ZM38 194V195H37ZM136 194V195H135ZM141 194V195H140ZM148 194V195H147ZM40 195V196H39ZM146 195L149 197H146ZM150 195V196H149ZM153 195V196H152ZM160 195H162V196H160ZM168 195V196H167ZM170 194H160V193H158L157 194V196H156V194L154 193H152V192H150V193H146V194H144L143 195V197L141 198V199H143L144 197V199H146V200H149V201H151L152 200V204L153 203H155V205L153 204V206H156V213H159L160 215H161V212L162 213H164L163 212V208H162V206L165 204V203H167L168 202V204H170V203H175V201H173V200H176V197H174V196H172L171 197V195L169 196ZM31 196H33V197H31ZM81 196V197H80ZM129 196V197H130ZM138 196V197H139ZM169 198V199H167V197ZM35 197H37V198H35ZM152 199H151V198ZM161 197V198H160ZM163 197H165V198H163ZM30 198H31V200L32 201H30ZM38 198H39V200H38ZM157 198V199H156ZM37 199V200H36ZM41 199V200H40ZM75 201H74V200ZM87 199H89V200H87ZM159 199L161 200V201H159ZM173 199V200H172ZM52 200V199H51ZM87 200V201H86ZM158 200V201H157ZM170 200V201H169ZM77 201V202H76ZM162 201H164V203L162 202ZM167 201V202H166ZM173 201V202H172ZM19 202V203H18ZM23 202V203H22ZM32 202V203H31ZM43 202V203H42ZM48 202H49V204H48ZM81 202V203H80ZM86 204V206H84L85 204ZM161 202V203H160ZM33 203H34V206H33ZM42 203V204H41ZM173 203V204H174ZM229 203V204H228ZM227 204H228V206L226 205L225 207H222L223 209H221L220 210V215H222V219H221V221H222V223H221V228H225V227H227V228H225L224 229V231L222 230V229H220V232H221V235H220V237L221 238H217V237H215V235L212 233V229H213V231H214V227L212 226V225H210V223L207 221L206 223H207V225L208 226H210V227H208L206 224H205V226H204V223H201V224H203V225H201L200 224V226L198 225V228H200V232H201V240H200V235L198 234V235H195L196 233H194V234H192L193 236L191 237V236H189L192 232L191 231H195L196 230V228H197V224H188L189 226H190V229H192V230H190L189 229V226H187V227H183L182 229V232H181V229H179V231H177L178 229H172L171 231L173 232H171L170 231V229L172 228V227H170V225L169 224H167V222H165L164 220H160V221H162V222H160V229L161 230H163V231H166L165 233H166V236L165 235H158V236H156V235H151V236H154L153 237V239H155V238H157V239H155L157 242H159V240L160 241H162L160 244H162V243H164V245H170L169 247H176V246H180V247H178V250L179 251H177L178 252V256L179 257H182L183 255H185V253H187V256H191V258H193L194 257V259H192V261L194 262V264H201V262H202V264H203V262H204V264L206 263V264H218V263H220V258H219V256L218 255H220L221 256V254L220 253H222V248H220V244H221V242L224 240V241H227L228 239H230L231 238V240H229L228 241V243H230V244H233V243H235V241H234V239L236 240L237 238H236V236H237V234L238 233H245L244 231H247V229H249V228H242L241 227V224L242 223H240V222H243V224H245V225H247V214L245 213V211L242 209V208H240V209H238L236 206H234L231 202H228ZM35 204H36V206H35ZM40 206H39V205ZM162 204V205H161ZM41 205H43V206H41ZM233 205V206H232ZM22 206V207H21ZM232 206V207H231ZM23 207H25V208H23ZM33 207H35L36 209H34V210H36V211H34L33 210ZM159 207H160V210H159ZM233 207H235V209H238V210H234L233 209ZM38 208V209H37ZM225 208H228V209H225ZM30 209H32V210H30ZM53 209V210H52ZM89 209V210H88ZM231 209V210H230ZM28 210V211H27ZM38 210L41 212V210H42V212L41 213H43V214H38ZM52 210V211H51ZM88 210V211H87ZM225 210H226V213L224 214V212H225ZM227 210H228V212H227ZM232 210H233V212H232ZM23 212V214L21 213V212ZM76 210H75V208H73L72 207V210H71V212H73L74 213V215H75V218H77V215L75 214L76 212H75ZM84 211H86V212H84ZM235 211V212H234ZM239 211V212H238ZM241 211V212H240ZM242 211H244V212H242ZM19 212V213H18ZM35 212V213H34ZM37 212V213H36ZM39 212V213H40ZM53 212V213H52ZM230 212H232L233 213V215H231L232 213H230ZM236 212H238L240 215H238V213H236ZM29 213H32V214H30L31 215V217L29 216ZM49 215V217H47L48 215ZM84 213V214H83ZM244 213V214H243ZM38 214V216H36ZM158 214V216H160ZM198 216H199V218L201 219V222H203V221H206V220H204V219H202L201 217H203L202 216V214H199V213H196ZM227 214V215H226ZM234 214H236L235 216H234ZM34 215V216H33ZM41 215H43L42 217H41ZM47 215V216H46ZM56 215V216H55ZM86 215V216H85ZM242 215V216H241ZM54 216V217H53ZM201 216V217H200ZM223 216H226L225 217V219H223L224 217ZM228 216V217H227ZM232 216H234L235 218H233ZM244 216V218H242ZM39 217V218H38ZM23 218L25 219V220H23ZM40 218L41 219H44L43 221H40ZM57 218H58V220H60V221H58L57 220ZM226 218H229V220L228 219H226ZM231 218V219H230ZM233 218V219H232ZM28 219V220H27ZM48 219V220H47ZM160 219V218H159ZM238 219V220H237ZM244 221H243V220ZM203 220V221H202ZM227 220H228V222H227ZM232 220V221H231ZM235 220V221H234ZM40 223H39V222ZM164 221V222H163ZM224 221V222H223ZM59 222V223H58ZM60 222H62L61 223V225H60ZM228 223V225L226 224V223ZM235 222V223H234ZM38 223H39V225H38ZM58 223V224H57ZM164 223V224H163ZM224 223L226 224V226L224 225ZM233 223V224H232ZM37 225H38V227H37ZM161 225H163V226H161ZM166 225V226H165ZM195 225H196V228H195ZM45 226V227H44ZM186 226V225H185ZM191 226H192V228H191ZM206 227L207 226V228H208V236L206 235L207 234V232H205V228L204 227ZM37 227V228H36ZM77 227H78V225H77ZM161 227H163V228H161ZM166 227V228H165ZM169 227V228H168ZM213 227V228H212ZM53 228V229H52ZM187 230H186V229ZM230 228V230H231V232H230V230H229V232H228V229ZM51 229V230H50ZM98 229V230H97ZM136 228L135 227H131V230H135ZM166 229V230H165ZM195 229V230H194ZM204 231H203V230ZM107 230V231H106ZM153 229H152V227H151V231H152ZM174 230V231H173ZM184 230H186V231H184ZM190 230V231H189ZM210 230V231H209ZM233 230H234V232H233ZM235 230H236V232H235ZM36 231H37V233H36ZM184 231V232H183ZM188 231V232H187ZM7 232V233H6ZM40 232H42L41 234H40ZM179 234H178V233ZM185 232H187V233H190V234H188L187 235V233H185ZM211 232V233H210ZM225 232H228V234L229 235H226L227 233H225ZM181 233H183V235L185 236L183 239L182 238H179V236L180 237H182L181 235ZM225 233V234H224ZM35 234H37V235H35ZM172 234V235H171ZM179 236H178V235ZM234 234V235H233ZM39 235L41 236L40 238H39ZM47 235V236H46ZM54 235V236H53ZM59 235H60V237H62L61 239L59 238ZM195 235V236H194ZM233 237H232V236ZM35 236H37L36 238V241H38V243H39V245H40V243H43V244H41V247H39V249H38V247H37V250H39V251H33V247H34V242H35ZM163 236H164V239H163ZM176 236H177V241H176ZM199 236V237H198ZM230 236V237H229ZM239 236H241V235H239ZM46 237V238H45ZM190 237L192 238V239H190ZM195 237H198L197 239L198 240H200L199 242H198V240L196 239L195 240ZM203 237V238H202ZM48 238V239H47ZM158 238H160V239H158ZM193 238H194V240H193ZM39 239V240H38ZM44 239H46V240H44ZM167 239V240H166ZM175 241H174V240ZM178 239H180L181 241H179ZM185 239V240H184ZM210 240V241H207V240ZM215 239V240H214ZM27 240V241H26ZM43 240V242H41ZM49 240V241H48ZM60 240V243L58 242ZM63 240H65V241H63ZM165 242H164V241ZM171 240H173V241H171ZM192 240H193V242H195V241H197L198 242V244L195 242V247L192 249L191 248V243H192ZM205 240L207 241V242H205ZM214 240V241H213ZM34 241V242H33ZM40 241V242H39ZM114 241H116V242H114ZM119 241V242H118ZM137 241V242H136ZM202 241H204L203 243H202ZM212 241V243H210ZM216 241V242H215ZM221 241V242H220ZM54 242H56L55 244H54ZM114 242V243H113ZM132 242H135V243H132ZM169 242V243H168ZM175 242V243H174ZM184 245V246H186V247H182L181 246V243ZM213 242H214V244H213ZM218 242V243H217ZM118 243V244H117ZM131 243H132V246H131ZM178 243V244H177ZM215 243H217V244H215ZM63 244H64V246H63ZM91 244H92V246H91ZM111 244V245H110ZM196 244L198 245V246H196ZM207 244V245H206ZM38 245V246H39ZM47 245V246H46ZM55 245V246H54ZM88 245H90L89 247H93V248H91V250L89 249V248H87L88 247ZM204 245V246H203ZM31 246V247H30ZM188 246H190V248L192 249V250H190V251H192V252H190L189 251V247ZM192 246H193V244H192ZM201 246V247H200ZM217 246V248H218V250H219V248H220V250L219 251H217V249L215 248ZM61 247V248H60ZM84 247H86V248H84ZM201 248V250L199 251V249L198 248ZM205 247H207V248H205ZM63 248V249H62ZM65 248V249H64ZM67 248V249H66ZM205 248V249H204ZM55 249V250H54ZM59 249V250H58ZM61 249V250H60ZM93 249H95L94 251H95V253H94V251H93ZM116 249V250H115ZM184 249H187V250H185L184 251ZM196 249H198L197 251H198V253L197 254H195L196 253ZM211 249H212V251L213 250H215V253H214V251L212 252L211 251ZM81 250H84V251H81ZM87 250H89V252L87 251ZM182 250V251H181ZM194 250V251H193ZM204 250H205V252L207 253H205L204 252ZM49 251V252H48ZM77 251H78V256H77ZM79 251H80V253H79ZM128 251V252H127ZM211 251V253H208V252H210ZM219 252V253H217V252ZM17 252H19L18 250H17ZM16 252V253H17ZM36 252H38L37 254H36ZM86 252H87V254H88V257H89V259H88V257H87V254H86ZM180 252V253H179ZM188 252H190V253H188ZM15 253V254H16ZM40 253V254H39ZM45 253V254H44ZM55 255H53V254ZM58 253V254H57ZM67 253V254H66ZM201 253H204L203 255L201 254ZM214 255H213V254ZM218 255H217V254ZM62 254V255H61ZM80 254V255H79ZM96 254H97V256H96ZM180 254V255H179ZM36 255V256H35ZM40 255V256H39ZM42 255V256H41ZM53 255V256H52ZM71 255V256H70ZM74 255V256H73ZM86 257V259H85V257ZM127 255V256H126ZM160 255H161V253H160ZM201 255V256H200ZM209 255V256H208ZM50 256V257H49ZM61 256V257H60ZM193 256V257H192ZM208 256V257H207ZM215 257V259H214V257ZM53 258V260H51L50 258ZM57 257V258H56ZM60 257V258H59ZM71 257V258H70ZM74 257V258H73ZM82 257H84V259H85V261H83V259H81ZM100 257V258H99ZM161 258L159 259L158 258V260H156V262L155 261H148L147 263L146 262H144V264H171L170 262H169V260H166V258H165V256H164V254L163 255H161L160 256ZM196 257V258H195ZM197 257H198V259H200L199 261H201V262H199L198 263V260H197ZM213 257V258H212ZM45 258V259H44ZM142 258V259H141ZM165 258V259H164ZM210 258V259H209ZM0 264H7V261H8V263L9 262H12L11 264H14L15 262H17V263H15V264H19V261L14 257H10L9 259H10V261L8 260V258H5L6 260L5 261H2V260H4L3 259V257L1 258V256H0ZM43 259V260H42ZM49 259V260H48ZM58 259V260H57ZM73 259V260H72ZM109 259H111V261L109 260ZM113 259V260H112ZM144 259V260H143ZM162 259V260H161ZM36 260V261H35ZM46 260V261H45ZM78 260V261H77ZM165 260V261H164ZM212 260V261H211ZM14 261V262H13ZM51 261H53V263L51 262ZM63 261V262H62ZM87 261V262H86ZM89 261H91V262H89ZM207 261V262H206ZM215 261H217V262H215ZM81 262V263H80ZM84 262V263H83ZM127 262V261H126ZM10 264V263H9Z\"/></svg>","mask_w":264,"mask_h":264}]
</instances>
